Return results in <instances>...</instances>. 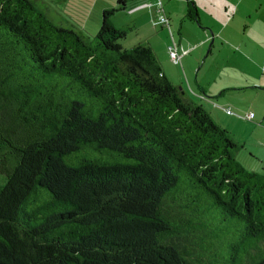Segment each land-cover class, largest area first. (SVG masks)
<instances>
[{"label":"trees","instance_id":"1","mask_svg":"<svg viewBox=\"0 0 264 264\" xmlns=\"http://www.w3.org/2000/svg\"><path fill=\"white\" fill-rule=\"evenodd\" d=\"M127 1L84 38L0 0V264H264V173L150 46H121Z\"/></svg>","mask_w":264,"mask_h":264},{"label":"rangeland","instance_id":"2","mask_svg":"<svg viewBox=\"0 0 264 264\" xmlns=\"http://www.w3.org/2000/svg\"><path fill=\"white\" fill-rule=\"evenodd\" d=\"M32 1L55 24L84 38L98 31L103 9L119 6L117 0ZM193 1L200 23L185 16L187 0H128L111 17L125 32L119 43L126 49L150 46L171 83L187 98L188 85L194 87L200 99L192 100L212 111L213 120L242 145L236 160L264 173V119L263 128L253 126L264 115V0ZM160 5L165 22L157 13ZM169 46L176 47L179 60L170 57Z\"/></svg>","mask_w":264,"mask_h":264},{"label":"crops","instance_id":"3","mask_svg":"<svg viewBox=\"0 0 264 264\" xmlns=\"http://www.w3.org/2000/svg\"><path fill=\"white\" fill-rule=\"evenodd\" d=\"M114 24V26L116 27V24L115 23H113ZM117 28V27H116ZM170 81V80H169ZM171 82V81H170ZM198 88L201 90L200 92H202V94H203V92L205 91L203 88H201L200 86H198ZM187 92V94H188V96H189V99H191L192 100V98H197V99H200V95L197 93V91L194 89V87L192 88L191 86H189L188 85V90L186 91ZM204 95V94H203ZM202 98H204V97H202ZM199 104H201V103H199ZM202 105V104H201ZM203 106V105H202ZM204 107V106H203ZM214 107H211V109H213ZM209 112V111H208ZM210 113H212V111H210L209 112V114ZM226 114H231V113H226ZM211 115V114H210ZM252 117H255V115H252ZM260 120L258 119L257 121H258V123H253V126H255V128L256 127H258V128H263L262 127V119H264V115L262 114V115H260ZM251 118V117H250ZM216 119L218 120L219 119V117L217 116L216 117ZM226 127H228V126H226ZM263 145V144H262ZM254 172H256V171H254Z\"/></svg>","mask_w":264,"mask_h":264},{"label":"built area","instance_id":"4","mask_svg":"<svg viewBox=\"0 0 264 264\" xmlns=\"http://www.w3.org/2000/svg\"><path fill=\"white\" fill-rule=\"evenodd\" d=\"M157 13L160 14V21H161V22H165L166 19H165V16H164V9H163V6L160 5V6L158 7V9H157ZM168 49H169V55H170V57H171L172 59H174V60H179V59H180V55L178 54L176 47H174V46H169ZM226 113H230V109H227V110H226ZM252 115H253V113L250 112V113L248 114V117H252Z\"/></svg>","mask_w":264,"mask_h":264},{"label":"water","instance_id":"5","mask_svg":"<svg viewBox=\"0 0 264 264\" xmlns=\"http://www.w3.org/2000/svg\"><path fill=\"white\" fill-rule=\"evenodd\" d=\"M183 92V91H182Z\"/></svg>","mask_w":264,"mask_h":264}]
</instances>
